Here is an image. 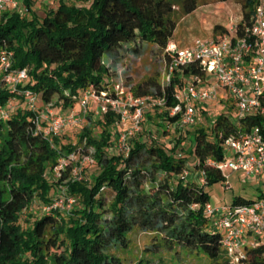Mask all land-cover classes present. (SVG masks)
I'll list each match as a JSON object with an SVG mask.
<instances>
[{"label": "trees", "instance_id": "obj_1", "mask_svg": "<svg viewBox=\"0 0 264 264\" xmlns=\"http://www.w3.org/2000/svg\"><path fill=\"white\" fill-rule=\"evenodd\" d=\"M86 1L58 0V7L42 19L34 13V0H24V14L19 9L0 14V53L11 52L12 69L28 74L17 90L0 79V110L7 113L0 118V264H125L112 250L128 249V235L136 231L154 234L147 249L152 255L180 249L206 257L209 264H234L223 234L206 215L209 193L189 177L187 155L196 158L194 171L207 185L224 182L215 165L225 158V140L261 125L264 117L240 118L237 127L229 114L221 113L210 133L202 127L193 132L187 151L183 138L172 148L156 138L150 144L142 141L143 126L129 141L128 156L109 152L119 131L114 113L100 116L96 126L90 114L88 123L78 126V142L65 143L63 133L55 138V148L37 132L35 117L44 107L69 113L86 90L109 92L113 73L107 60L122 47L140 42L166 50L176 31V7L191 14L199 0ZM240 2L237 33L242 37L253 24L259 0ZM191 76L203 78L206 72L198 65L178 69L170 84L161 87L150 78L137 84L133 94L162 99L160 121L179 124L182 114L171 116L170 111L177 90ZM24 91L37 94V110L27 104L10 114L11 100H27ZM150 112L143 123L153 119ZM158 126L163 128L160 122ZM78 149L80 157L92 149L91 163L100 166L90 182L72 179V162L60 176L55 173L62 155ZM62 187L76 198L73 208L45 211ZM106 191L112 193L109 205ZM251 201L238 198L234 204ZM28 209L32 225L25 227L21 214ZM136 264L152 262L142 258ZM240 264H264V244L247 248Z\"/></svg>", "mask_w": 264, "mask_h": 264}, {"label": "built area", "instance_id": "obj_2", "mask_svg": "<svg viewBox=\"0 0 264 264\" xmlns=\"http://www.w3.org/2000/svg\"><path fill=\"white\" fill-rule=\"evenodd\" d=\"M20 5V0H0V14L6 9H19ZM237 29L238 25L218 39H196L192 45L182 49L169 44L165 50L167 84L172 82L178 69L198 65L206 72L203 78L191 76L175 94L177 104L171 109L170 115L182 114L179 123L181 127L196 124L198 106L217 100L220 88H224L234 100L239 119L247 116L264 117V0H259L253 24L246 34L239 36ZM12 57L11 52L0 53L2 78L17 90V85L27 79L28 74L25 69H12ZM123 86V82L113 81L109 92L97 94L86 90L79 98L78 108H71L69 113L51 106L44 107L35 117L37 132L43 134L55 148V138L68 128L81 126L94 102L97 104L94 110L97 115L114 113L117 116L119 131L115 149L128 156L131 149L129 141L142 131L145 112L156 104L163 106V101L152 95L137 98L130 93L125 96ZM24 95L28 107L37 110V94L24 91ZM0 118H7L4 110H0ZM224 145L225 158L215 166L225 176L227 189L231 188L226 174L228 170L242 171L248 176H264V120L261 125H255L245 132L241 130L237 135L227 138ZM228 150L234 151V154L230 156ZM80 151L78 149L68 156L62 155L55 168L57 176L72 162V179H85L83 170L92 162L93 150L90 149L87 154L78 158ZM75 202L76 198L66 195V189L62 187V193L56 201L45 206L44 210L50 212L61 208L70 211ZM205 212L210 219L218 216L214 224L222 230V244L234 264H240L247 248L264 244V192L258 200L245 204H233L224 208H214L208 204Z\"/></svg>", "mask_w": 264, "mask_h": 264}, {"label": "rangeland", "instance_id": "obj_3", "mask_svg": "<svg viewBox=\"0 0 264 264\" xmlns=\"http://www.w3.org/2000/svg\"><path fill=\"white\" fill-rule=\"evenodd\" d=\"M68 2L78 5L88 4L86 0H68ZM23 3L24 0H20L21 5L19 10L21 13L25 11ZM58 5V0H34L33 10L35 15L42 19L48 10L56 9ZM173 19L176 22V31L170 45H175L177 48L182 49L192 45L196 39H213L215 36H221L225 32L235 28L242 20V4L240 0H199L197 9L191 14H186L183 9L176 7ZM165 53V50H161L152 44L140 42L127 44L107 60L113 73V81L123 82L125 96L133 93L134 87L137 84L150 78L157 81L161 87H164L168 83V66ZM1 77L0 64V79ZM209 78L213 80V77L210 76ZM26 105L27 100L25 99L21 101L13 99L8 104L9 112L13 114L18 108L25 107ZM96 106L97 104L92 102L87 113V116L91 114L90 116L95 126L97 125L96 120L100 117L94 111L97 108ZM150 109H152L150 114L153 116V119L151 121L146 119L143 123L144 132L138 137L142 141L148 142V144H150L152 138H156L166 148H172L178 138H183L184 143L182 145L185 147V151H187L190 147L193 132L197 128L202 127L205 130L208 129L210 133L213 120L221 113L229 114L237 127L241 125L235 102L224 88L219 89L217 100L198 106V122L192 126L181 127L179 124H169L168 121H160L161 105L156 104V106ZM87 116L83 119L82 127L88 123ZM159 122L163 128L158 126ZM120 128L123 129V126L120 125ZM78 132V126L68 128L64 132L63 141L65 143L78 142ZM210 138L212 139L211 136ZM109 152L117 153L115 144H113ZM228 153L232 156L234 151L228 150ZM187 156L186 166L190 173L189 177L195 179L199 185L205 188L210 196L209 205L214 208L232 206L238 198L255 201L264 192V176H248L242 171H227L226 174L229 176L228 182L231 185L230 189L226 188L225 181L207 185L205 179L194 171V161L196 158L190 154ZM99 172L100 166L90 163L84 167L83 178L90 182ZM172 180L175 181L174 179ZM103 196L106 205H109L112 200V193L106 191ZM59 210L63 209L59 208ZM30 216L29 209L24 210L21 214L22 223L25 227L32 225V221L28 220ZM215 218L218 219V216L212 219L211 224L216 222ZM217 229L222 232L221 229ZM128 236L130 239L128 249L112 250V253L122 258L125 264H136L142 258L150 259L152 264H209L206 257L180 249H177V254L176 250L172 252L163 250L156 255L150 254L147 249L154 242L152 239L154 234L150 232L136 231Z\"/></svg>", "mask_w": 264, "mask_h": 264}]
</instances>
